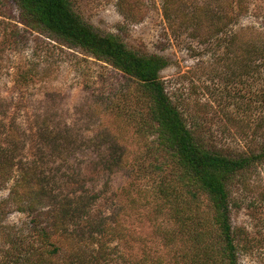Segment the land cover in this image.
Masks as SVG:
<instances>
[{
  "label": "rangeland",
  "instance_id": "obj_1",
  "mask_svg": "<svg viewBox=\"0 0 264 264\" xmlns=\"http://www.w3.org/2000/svg\"><path fill=\"white\" fill-rule=\"evenodd\" d=\"M72 1L100 32L168 60L167 90L202 116L209 146L232 153L262 140L264 104L224 52L228 35L244 42L264 31V0H245L247 11L232 9L234 0ZM29 68L37 75L23 81ZM138 91L131 77L27 26L15 1L0 0V163L14 164L7 181L0 177V264L39 255L67 264L69 253L87 264L190 263L186 239L194 221L209 223L208 197L180 184L172 203L163 195L178 185L176 167L155 134L139 131ZM12 126L21 130L18 145L7 138ZM30 161L45 162L43 184L18 177L17 164ZM229 190L238 264H264V162L238 173ZM56 246L62 256L49 253Z\"/></svg>",
  "mask_w": 264,
  "mask_h": 264
},
{
  "label": "trees",
  "instance_id": "obj_2",
  "mask_svg": "<svg viewBox=\"0 0 264 264\" xmlns=\"http://www.w3.org/2000/svg\"><path fill=\"white\" fill-rule=\"evenodd\" d=\"M13 1L19 6L22 21L27 26L47 32L61 44L69 48H78L90 56L111 64L137 82L139 85L136 94L137 106L141 105L145 110L143 114L140 113L144 118L138 122L139 131L155 134L159 145L170 153L176 167L173 175L178 185L166 186L163 195L172 203L171 195L180 184L182 190L192 194L193 197L199 193L208 197L211 211L209 223L206 221L200 225L198 221H194L197 227L193 232H189L193 234V238L186 239L193 242L194 255H191L192 260L189 264H238V244L231 220L229 186L238 173L253 169L264 162V132H262V140H259L258 144L250 145L246 150L227 153L216 146H209L203 135L204 124L200 118L202 116L192 114L187 110L190 107L184 103L185 99L183 103L178 102L167 90L161 75L169 64L165 57L135 50L118 34L100 32L77 12L72 0ZM244 1L234 0L230 6L232 8L233 5L235 8L237 3L236 5L241 7L240 11H247L250 5L249 2ZM237 38H239L238 34L235 33L227 36L224 58L231 60L232 65L242 70L240 74L234 72V75H239L243 79L240 82L243 85L246 86L248 82V91L256 90L257 92L253 94L260 96V99L255 101L264 104V31L255 32L244 42ZM22 73L20 77H23V81H32L37 75L33 68ZM249 98L251 102L252 98ZM45 131L46 136H50L49 130L45 128ZM256 136L257 134L253 137ZM20 137L19 127L12 126L7 129V138L11 142L9 144L18 145L17 140ZM48 140L49 137L45 141L49 142ZM37 160L33 159V161ZM11 161L13 162V159ZM44 164L45 162L38 165L30 161L26 164H17L15 170L19 173L18 177L22 182L28 183L34 180L41 184L45 177ZM12 166L14 167V164ZM12 166L8 167L0 163V177L7 181L10 174L8 172H13ZM5 172L8 174L6 175ZM175 192L177 193L178 190ZM54 217L64 220L60 211ZM44 232L46 238L50 236L48 231ZM208 234H212L214 240L213 236L207 237ZM100 245L103 246L104 243ZM216 245H218L217 249ZM186 248L189 249V246ZM59 252L62 251L56 246L49 253L62 256ZM68 257L72 260H68ZM120 257L126 260L125 262H130L124 254L121 253ZM63 258H66L67 264L88 262L74 253L64 254ZM94 260L97 261V257H94ZM28 262L54 264L51 260L46 261L42 255Z\"/></svg>",
  "mask_w": 264,
  "mask_h": 264
}]
</instances>
